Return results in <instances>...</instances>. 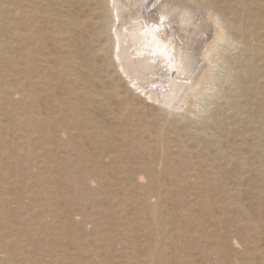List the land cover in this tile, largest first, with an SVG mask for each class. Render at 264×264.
<instances>
[{
  "label": "rangeland",
  "instance_id": "1",
  "mask_svg": "<svg viewBox=\"0 0 264 264\" xmlns=\"http://www.w3.org/2000/svg\"><path fill=\"white\" fill-rule=\"evenodd\" d=\"M194 1L223 39L169 114L105 0H0V264H264V0Z\"/></svg>",
  "mask_w": 264,
  "mask_h": 264
},
{
  "label": "bare ground",
  "instance_id": "2",
  "mask_svg": "<svg viewBox=\"0 0 264 264\" xmlns=\"http://www.w3.org/2000/svg\"><path fill=\"white\" fill-rule=\"evenodd\" d=\"M102 8L113 18V56L126 80L169 114L180 111L202 74L197 68L206 65L216 41L223 39V34L212 32L218 18L203 12L194 0H105ZM200 11L212 18L207 24L210 41L204 36L205 24H196ZM89 98L100 104L104 97ZM1 252L0 259H6Z\"/></svg>",
  "mask_w": 264,
  "mask_h": 264
}]
</instances>
